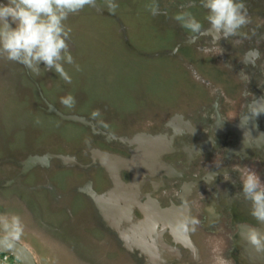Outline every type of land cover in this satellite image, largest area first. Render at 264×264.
Wrapping results in <instances>:
<instances>
[{
	"label": "flooded vegetation",
	"instance_id": "af4514ba",
	"mask_svg": "<svg viewBox=\"0 0 264 264\" xmlns=\"http://www.w3.org/2000/svg\"><path fill=\"white\" fill-rule=\"evenodd\" d=\"M187 2L158 3L173 18ZM243 3L250 24L220 39V54L215 33L193 39L174 20L177 39L160 55L177 61L187 83L173 102L142 95L135 108L121 110L100 97L89 106L77 97L67 108L60 98L68 93L55 92L51 71L41 64L44 76L36 79L23 66L33 86L19 87L17 100L78 126L82 137H59L55 145L41 133L0 137V213L7 205L26 210L38 239L88 264L96 256L108 264H221V257L264 264L241 235L264 225L250 214L233 171L247 166L264 181V0ZM191 11L207 29L199 0ZM236 39L242 43L234 47Z\"/></svg>",
	"mask_w": 264,
	"mask_h": 264
},
{
	"label": "rangeland",
	"instance_id": "374dc122",
	"mask_svg": "<svg viewBox=\"0 0 264 264\" xmlns=\"http://www.w3.org/2000/svg\"><path fill=\"white\" fill-rule=\"evenodd\" d=\"M115 2L119 4L115 14L108 12L104 0H97L99 11L86 7L69 17L66 22L72 29L69 49L81 71L65 64L72 77V83L67 84L52 70V88L55 92L71 93L75 101L77 97L84 99L85 106L100 97L121 110H130L135 108L142 95L144 98L173 102L178 87L187 83V76L177 61L160 55L164 50L172 49L177 39L174 19L165 15L152 16L145 8L151 0ZM0 3H6V0H0ZM33 76L38 79L44 75ZM22 86H33L25 75V68L0 59V125L4 127L3 131L0 130V137L7 135L9 140L13 137L24 140L34 133H41L54 145L59 142V137H82L78 126L63 124L54 117L36 113L35 105H28L27 98L18 101L16 93ZM13 215L20 218L22 231L19 238L13 237L11 229L6 231L2 221L0 236L27 246L36 257L37 264H88L84 259L79 260L78 256L57 249L54 243L38 239L31 232L34 229L26 210L7 205L5 212L0 213V216L7 217L9 223ZM212 258V255H207V262H211ZM95 259L91 264H108L100 263L98 256ZM113 262L109 264H118L117 258Z\"/></svg>",
	"mask_w": 264,
	"mask_h": 264
},
{
	"label": "clouds",
	"instance_id": "9594fccd",
	"mask_svg": "<svg viewBox=\"0 0 264 264\" xmlns=\"http://www.w3.org/2000/svg\"><path fill=\"white\" fill-rule=\"evenodd\" d=\"M104 6L111 14L119 8L115 0H104ZM86 7L100 10L97 0H6V3H0V59L20 64L35 76L42 74L40 65L43 64L45 71L54 70L60 79L71 84L72 77L65 64L73 65L76 71H81V68L69 49L72 29L66 22ZM196 7L197 0H188L180 5L181 10L174 14L173 19L192 34L193 39L205 33H215L214 47L218 48L219 54L224 51L218 44L220 39L238 37L241 30L250 24L243 0H199V7L206 10L204 21L208 24L207 29L191 11ZM145 8L152 16L168 14L157 0H151ZM241 43L239 39L232 42L234 47ZM240 75L244 77L243 69ZM60 103L72 108L76 103L75 97L69 93L60 98ZM99 115V110L91 113L93 119ZM233 171L238 173L244 199L251 202L250 214L258 224L264 225V181L247 166L234 165ZM223 179L231 180L229 172L223 173ZM0 221L6 231L11 229L13 237L19 238L22 229L18 216L13 215L11 223L6 216H0ZM191 224L197 225L199 220L193 218ZM241 235L258 254L264 255V229L250 225ZM221 264H228L227 259L221 257Z\"/></svg>",
	"mask_w": 264,
	"mask_h": 264
},
{
	"label": "water",
	"instance_id": "95a60500",
	"mask_svg": "<svg viewBox=\"0 0 264 264\" xmlns=\"http://www.w3.org/2000/svg\"><path fill=\"white\" fill-rule=\"evenodd\" d=\"M78 121L79 118L68 117ZM0 250L18 258L23 264H37L36 257L32 251L25 245L7 237L0 236Z\"/></svg>",
	"mask_w": 264,
	"mask_h": 264
},
{
	"label": "built area",
	"instance_id": "2783aa9c",
	"mask_svg": "<svg viewBox=\"0 0 264 264\" xmlns=\"http://www.w3.org/2000/svg\"><path fill=\"white\" fill-rule=\"evenodd\" d=\"M0 264H23L18 258L0 250Z\"/></svg>",
	"mask_w": 264,
	"mask_h": 264
}]
</instances>
